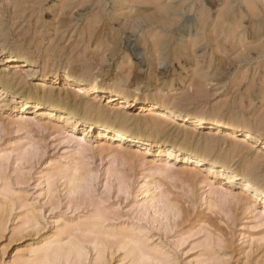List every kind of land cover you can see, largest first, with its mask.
<instances>
[{"label": "rangeland", "instance_id": "obj_1", "mask_svg": "<svg viewBox=\"0 0 264 264\" xmlns=\"http://www.w3.org/2000/svg\"><path fill=\"white\" fill-rule=\"evenodd\" d=\"M0 13L14 36L39 20L41 37L52 41L17 57L34 65L13 68L16 59L0 52V81L8 78L0 86V264H264V202L243 190V178L228 182L230 173H211L209 164L166 162L155 148L118 145L104 131L85 135L70 103L12 107L13 91L67 88L68 74L52 71L60 48L90 57L99 88L129 100L191 83L215 109L211 120L259 143L207 127L195 128L205 137L195 139L187 125L158 140L139 130L149 111L118 110L107 96L99 109L131 133L217 165L238 156L232 168L264 188V0H0ZM89 70L77 66L71 78L88 84Z\"/></svg>", "mask_w": 264, "mask_h": 264}, {"label": "clouds", "instance_id": "obj_2", "mask_svg": "<svg viewBox=\"0 0 264 264\" xmlns=\"http://www.w3.org/2000/svg\"><path fill=\"white\" fill-rule=\"evenodd\" d=\"M39 23L40 21L37 20L36 27L31 32L14 36L12 32L14 23L13 25H6L2 20V13H0V52L9 53L13 58L20 56L31 57L47 45H50L51 40L45 41L41 37L38 27ZM3 58V56H0V59ZM84 64H88L90 68L87 73L88 84H82L71 78L75 75L76 67ZM69 66L72 67L71 72L68 71ZM52 71L56 72L57 75H62L63 73L68 74L69 78L64 79L63 84L67 86L66 92L72 95H76V93L72 92L73 86L87 88L91 92L92 89L97 88L100 84L99 77L93 70L91 58L86 57L74 47L68 50H64L63 48L59 49V55L52 64ZM96 94L98 95L99 93ZM79 99L84 100V97L80 96ZM136 99L137 101H144L145 97L141 93ZM113 103L120 104L123 101L120 96H115ZM129 103H133V101L129 100ZM136 107L141 108L145 112L151 110L152 113H164L163 116L145 115L137 121L139 130L145 136L158 140L168 138L181 125L188 126L183 129L188 136L195 139L205 138L202 133L198 134L196 132L195 127H209L206 121L211 120L215 114V109L209 108L204 104L201 89L191 83L185 86L183 91L179 92L167 87L162 89L155 88L147 96V102L136 103ZM104 110L107 111V108L105 107ZM112 111H117V109H112ZM234 131H236L237 135H243L239 130ZM261 134L264 135V131ZM237 160H239L238 156H226L221 163L225 167H232L236 164Z\"/></svg>", "mask_w": 264, "mask_h": 264}, {"label": "bare ground", "instance_id": "obj_3", "mask_svg": "<svg viewBox=\"0 0 264 264\" xmlns=\"http://www.w3.org/2000/svg\"><path fill=\"white\" fill-rule=\"evenodd\" d=\"M132 47V46H131ZM132 50V49H131ZM6 62L9 60H13V56H7L5 57ZM16 62L11 67L18 68L19 66L16 65L20 62L27 63L28 64H36V61L29 59V58H15ZM18 60V61H17ZM23 66V65H20ZM48 78L47 72H44L42 74L38 75V80H45ZM8 80V78H7ZM0 81V86H3V84H6L8 81ZM82 83L81 80L74 79ZM9 84V83H8ZM96 93H99L98 95ZM83 96L84 100H80L79 97ZM105 96L110 98V101H113V98L118 95L115 91L112 90H103L100 89L99 86L97 88L92 89L90 92L89 90L83 95L76 94L72 95L71 93L66 92V89L60 90L58 92H55L51 89V87H45L40 86L35 91V93H32L30 95L28 94H19L17 91L12 92V99L16 100L14 103H12V107L16 110H23L25 108H29L30 106H38V107H44V105L55 107L56 110L63 109L67 104L70 103L72 105V111L70 113L71 117H76V120L84 126L83 133L85 135H88L89 132H105L104 137L108 140H111L113 138H116V143L118 145H122V142H129L132 146H138L140 145L150 147L152 149L155 148L158 153H164L165 154V161L167 162L169 159H176L180 158L179 160L182 161H190L191 164H209V172L214 174H219L221 171H226L230 173L231 175L228 177V182H235L236 180L243 178V182L245 183L243 186V190L247 191L249 189H253V197L255 198L254 201L259 199H263L264 202V188L262 186L256 187L257 183L253 181V179L249 176H243L239 171L233 169L232 167H225L223 164L217 165L218 163L216 160H209L205 155H202V153H193L190 151H186L185 149L174 147L172 145L163 143L158 144L155 141L146 139L142 134L139 133H131L125 125H118L116 121H110L106 113L102 112L99 109V105L102 102V98ZM123 103L119 104L118 110H122L125 108H129L130 106H136V99H132L133 103H129L128 96H120ZM147 101L141 102L146 103ZM144 110L140 109V112ZM82 112V113H81ZM150 114L163 116V112L159 113H152L151 110H149ZM88 113V115H86ZM36 114H39V111H36ZM95 115V116H94ZM119 113H116L115 116H119ZM68 116V115H67ZM99 116V117H98ZM96 117V118H95ZM124 118V117H123ZM66 119V118H65ZM125 119H128L125 117ZM67 121L70 120V117L66 119ZM71 122V121H70ZM74 123V122H73ZM206 123L209 125L207 129H213L216 132H226L230 139L239 140L241 144L247 143V144H256L259 143V140H256L253 138L250 131L247 130H241L237 126L229 125L227 123H223L217 120H209L206 121ZM76 124V123H75ZM195 127V126H194ZM200 128V127H195ZM73 129H75V126H73ZM239 130L243 133V135H237L236 131ZM260 145H262L264 149V142L260 141ZM253 146V145H252ZM255 146V145H254ZM232 152V151H231ZM233 153V152H232ZM156 154V153H155ZM234 154V153H233ZM236 154V153H235ZM234 154V155H235ZM214 167L219 168L220 170L213 169ZM239 170V169H238ZM225 172V173H226ZM222 173V172H221ZM243 192V191H242Z\"/></svg>", "mask_w": 264, "mask_h": 264}]
</instances>
